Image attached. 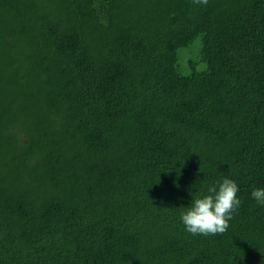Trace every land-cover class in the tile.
<instances>
[{"label":"trees","instance_id":"16d2710c","mask_svg":"<svg viewBox=\"0 0 264 264\" xmlns=\"http://www.w3.org/2000/svg\"><path fill=\"white\" fill-rule=\"evenodd\" d=\"M257 186L264 0H0V264H264Z\"/></svg>","mask_w":264,"mask_h":264},{"label":"clouds","instance_id":"9594fccd","mask_svg":"<svg viewBox=\"0 0 264 264\" xmlns=\"http://www.w3.org/2000/svg\"><path fill=\"white\" fill-rule=\"evenodd\" d=\"M206 4L207 0H193ZM182 126V130L185 128ZM239 186L235 180L225 176L219 182L201 186L191 198L188 206H181L180 222L184 230L192 235H215L229 227L233 213L241 206L237 195ZM250 197L260 207H264V186L252 188Z\"/></svg>","mask_w":264,"mask_h":264},{"label":"rangeland","instance_id":"374dc122","mask_svg":"<svg viewBox=\"0 0 264 264\" xmlns=\"http://www.w3.org/2000/svg\"><path fill=\"white\" fill-rule=\"evenodd\" d=\"M183 56H186V55H183Z\"/></svg>","mask_w":264,"mask_h":264}]
</instances>
